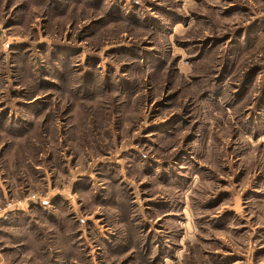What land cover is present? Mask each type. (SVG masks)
Segmentation results:
<instances>
[{
  "label": "rangeland",
  "instance_id": "rangeland-1",
  "mask_svg": "<svg viewBox=\"0 0 264 264\" xmlns=\"http://www.w3.org/2000/svg\"><path fill=\"white\" fill-rule=\"evenodd\" d=\"M0 264H264V0H0Z\"/></svg>",
  "mask_w": 264,
  "mask_h": 264
}]
</instances>
